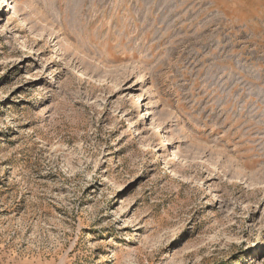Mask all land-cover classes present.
<instances>
[{
    "label": "rangeland",
    "instance_id": "374dc122",
    "mask_svg": "<svg viewBox=\"0 0 264 264\" xmlns=\"http://www.w3.org/2000/svg\"><path fill=\"white\" fill-rule=\"evenodd\" d=\"M0 264H264V0H0Z\"/></svg>",
    "mask_w": 264,
    "mask_h": 264
},
{
    "label": "bare ground",
    "instance_id": "6f19581e",
    "mask_svg": "<svg viewBox=\"0 0 264 264\" xmlns=\"http://www.w3.org/2000/svg\"><path fill=\"white\" fill-rule=\"evenodd\" d=\"M9 60V59H8ZM7 62V61H6ZM152 128V127H151Z\"/></svg>",
    "mask_w": 264,
    "mask_h": 264
}]
</instances>
